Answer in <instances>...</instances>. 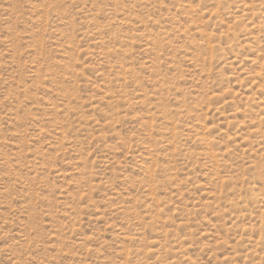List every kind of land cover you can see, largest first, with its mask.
Returning <instances> with one entry per match:
<instances>
[{"label": "rangeland", "instance_id": "374dc122", "mask_svg": "<svg viewBox=\"0 0 264 264\" xmlns=\"http://www.w3.org/2000/svg\"><path fill=\"white\" fill-rule=\"evenodd\" d=\"M0 264H264V0H0Z\"/></svg>", "mask_w": 264, "mask_h": 264}]
</instances>
